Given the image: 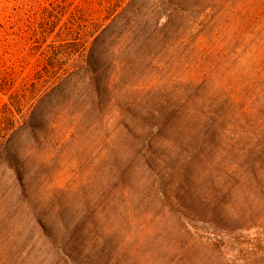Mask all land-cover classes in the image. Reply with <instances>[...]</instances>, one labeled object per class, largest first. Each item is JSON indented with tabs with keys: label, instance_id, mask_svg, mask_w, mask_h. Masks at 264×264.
I'll return each instance as SVG.
<instances>
[{
	"label": "trees",
	"instance_id": "1",
	"mask_svg": "<svg viewBox=\"0 0 264 264\" xmlns=\"http://www.w3.org/2000/svg\"><path fill=\"white\" fill-rule=\"evenodd\" d=\"M232 1L214 0L217 17ZM192 2L198 1L54 0L42 6L41 20L49 26L44 29L46 34L64 22L69 13L68 31L76 40L72 53L91 38L99 46L101 63H95L96 55L92 53L85 62L74 63L75 69L67 77H63V72L59 74L55 65L58 63L49 64L43 59L37 61L32 73L22 75L27 55L6 57L0 53V92L8 95L4 102L0 95L2 152L5 149L7 152L4 141L9 143L12 139L7 134L18 121L16 114L24 118L25 126L21 129H27L46 97L38 100L42 88H49V83H58L56 87L68 84V100L72 91L76 92L71 104L89 103L102 128L112 127L115 132L107 135L109 161L121 176L131 175L137 166L148 170L166 168L175 171L187 185L194 179L208 181L214 191L212 198L222 203L224 210L237 207L238 213H154L142 219L133 216L120 220L116 231L125 233L119 241V250L109 255L114 264H264V232L257 231L252 237L243 234L253 228H264V213H255L264 209V199H242L238 193L253 180L264 181V156L256 163H248L252 166L246 163L247 155L253 151L251 145L260 152L264 134L241 133L242 116L251 115L257 121L260 117L264 127V52L259 51L264 46V0H236L252 18L251 57L242 61L234 42L232 48L228 45L219 53L217 62L208 49L191 47L196 43L193 34L182 26L173 31V35L180 36L178 49H173L176 42L172 43V35L164 33L168 25L161 22L165 12H176L182 4ZM167 16L172 20L174 15ZM262 18L263 21L255 23ZM256 44L259 48L254 50ZM155 45L172 51L166 84L146 89L130 83L129 78L136 74ZM183 60L189 82L174 72V65ZM253 66L257 69L250 73ZM249 85L260 91L256 94L252 91L254 98L250 96V103L239 108L243 91ZM4 161L11 167L9 152ZM29 189L38 194V188ZM9 215L10 235L15 237L22 219L18 213ZM52 235L48 234L49 240L44 241L48 250L42 261L53 250L58 256L54 264L74 262V245L66 233H61L60 239ZM94 248H87L91 255H106L104 247L98 251ZM203 248L211 250L212 255H203ZM227 250L233 252L232 258L226 256Z\"/></svg>",
	"mask_w": 264,
	"mask_h": 264
},
{
	"label": "rangeland",
	"instance_id": "2",
	"mask_svg": "<svg viewBox=\"0 0 264 264\" xmlns=\"http://www.w3.org/2000/svg\"><path fill=\"white\" fill-rule=\"evenodd\" d=\"M52 1L0 0V53L6 57L27 55L22 75L32 73L39 59L49 64H60L55 65L59 74L64 73L63 77L75 69L74 63L85 62L92 53L96 55L95 63H101L97 54L99 46L94 44V38L72 53L76 40L68 31L71 26L67 17L69 13L64 22L55 29L53 26L49 34L44 33L49 26L41 20L42 6ZM196 1L182 4L176 12L168 10L162 16V24L168 22L164 33L172 35V43L176 42L173 49H178L180 39V36L173 35V31L176 26H182L193 34V42L196 43L191 47L208 49L216 62L219 53L228 45L232 48L234 42L236 51L242 54V61L250 58L253 30L249 25L252 18L241 7V2L232 1L226 5L222 16L217 17L214 0ZM168 13L174 15L172 20ZM260 21L263 18L255 23ZM59 44L60 47L57 46ZM257 48L256 44L254 50ZM151 51L136 74L129 78L130 83L139 84L141 88L162 86L170 76L168 61L171 49L167 51L155 45ZM259 51L263 53L264 46ZM186 54L187 50L184 51ZM184 62L175 64L174 72L183 76L184 82H189V71ZM256 69L253 66L249 72ZM49 84V88H42L38 100L46 97L36 110L32 125L21 129L25 126L24 118L16 114L18 121L8 130L7 138L12 139L9 143L4 141L3 147L6 146L10 154L11 167L4 161L6 149L5 152L0 149V264H54L58 256L53 250L42 261L48 250L44 241L49 240L48 234L60 239L61 233H66V238L74 245V262L70 264H114L109 255L119 250V241L125 233L116 231L120 220L126 221L133 216L142 219L154 213H238L237 207L224 210V205L212 198L214 191L206 180L194 179L187 185L173 170L161 167L148 170L144 166H137L131 175L121 176L109 161L107 135H115L112 127L102 128L96 111L91 110L89 103L73 106L71 101L75 99L76 92L72 91V98L68 100V84L59 87H56L58 83ZM252 91L256 94L260 88L255 90L250 85L246 86L239 108L250 103ZM0 95L1 102L8 100V95L2 92ZM242 118V135L251 132L264 134L260 117L258 121L251 115ZM32 127H35L33 132ZM251 149L253 151L246 157L248 166H252L249 162L256 163L264 156V144L260 152L254 151V145ZM29 187L38 188V194H32ZM238 193L242 194V199H264V181L257 183L253 180L241 187ZM9 213H18L22 219L15 237L10 235ZM255 213H264V209ZM257 231L264 232V228H253L243 234L252 237ZM93 247L95 251L104 247L109 253L91 255L87 248ZM232 253L227 250L226 256L232 258ZM202 254L210 256L212 251L203 248Z\"/></svg>",
	"mask_w": 264,
	"mask_h": 264
}]
</instances>
